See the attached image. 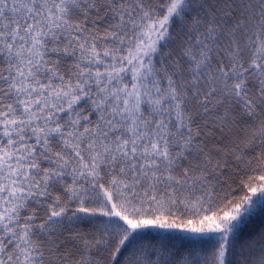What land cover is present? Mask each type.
Masks as SVG:
<instances>
[{
  "label": "snow or ice",
  "instance_id": "snow-or-ice-1",
  "mask_svg": "<svg viewBox=\"0 0 264 264\" xmlns=\"http://www.w3.org/2000/svg\"><path fill=\"white\" fill-rule=\"evenodd\" d=\"M0 264H264V0H0Z\"/></svg>",
  "mask_w": 264,
  "mask_h": 264
}]
</instances>
